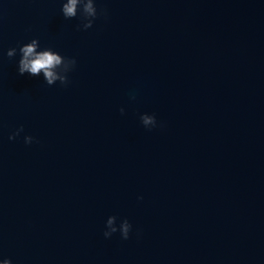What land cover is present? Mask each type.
I'll list each match as a JSON object with an SVG mask.
<instances>
[{"label": "water", "instance_id": "1", "mask_svg": "<svg viewBox=\"0 0 264 264\" xmlns=\"http://www.w3.org/2000/svg\"><path fill=\"white\" fill-rule=\"evenodd\" d=\"M85 2L0 0V264H264V0Z\"/></svg>", "mask_w": 264, "mask_h": 264}, {"label": "clouds", "instance_id": "2", "mask_svg": "<svg viewBox=\"0 0 264 264\" xmlns=\"http://www.w3.org/2000/svg\"><path fill=\"white\" fill-rule=\"evenodd\" d=\"M80 2V0H68V3L62 5V13L63 16L68 18L76 17L77 15V4ZM83 12L87 14V16H90L91 19H87L85 17L86 22L83 23V29L91 28L93 25L94 20L98 17L99 13L93 4V0H86V2L83 5ZM22 52V58L19 61L18 66V73L20 75H24L26 73L30 75H37L41 71H43L45 78L47 79V82L49 85L53 83L57 79V76L54 74L52 69L59 65L61 63V57L60 55L54 54L52 51H43V52H36V40L34 39L31 44H27L26 46L22 47L20 49ZM15 49L10 50L7 52V56L11 58L14 55ZM74 63H76L75 59L73 58ZM63 81V78H61ZM67 83H63L61 85H67ZM121 113H123V108L120 110ZM142 124L146 128H153L157 126V121L154 115L152 116H141ZM23 131V127L21 126L20 129L16 131L12 136L9 137V139H15L17 135H19L20 132ZM25 143L30 144L33 142V137L26 136ZM116 219L115 216H110L108 219V225L111 226L113 224V221ZM131 224L128 222L127 219L124 220L122 226H121V235L123 239H128L129 232L131 230ZM116 229L112 228L111 233L105 232V237H110L112 233H115ZM5 264H9V262L6 260Z\"/></svg>", "mask_w": 264, "mask_h": 264}]
</instances>
